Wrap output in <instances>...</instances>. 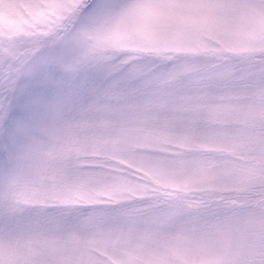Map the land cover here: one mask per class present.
<instances>
[{"label":"snow or ice","instance_id":"obj_1","mask_svg":"<svg viewBox=\"0 0 264 264\" xmlns=\"http://www.w3.org/2000/svg\"><path fill=\"white\" fill-rule=\"evenodd\" d=\"M0 264H264V0H0Z\"/></svg>","mask_w":264,"mask_h":264}]
</instances>
